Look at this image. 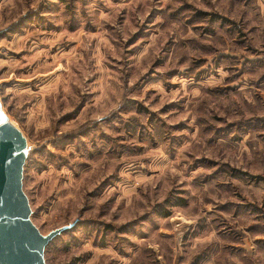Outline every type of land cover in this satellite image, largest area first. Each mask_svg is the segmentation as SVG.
<instances>
[{
    "label": "rangeland",
    "instance_id": "374dc122",
    "mask_svg": "<svg viewBox=\"0 0 264 264\" xmlns=\"http://www.w3.org/2000/svg\"><path fill=\"white\" fill-rule=\"evenodd\" d=\"M262 53L264 0H0L47 264H264Z\"/></svg>",
    "mask_w": 264,
    "mask_h": 264
},
{
    "label": "water",
    "instance_id": "95a60500",
    "mask_svg": "<svg viewBox=\"0 0 264 264\" xmlns=\"http://www.w3.org/2000/svg\"><path fill=\"white\" fill-rule=\"evenodd\" d=\"M31 148L0 98V264H47L48 245L72 226L44 235L33 223L24 191V171Z\"/></svg>",
    "mask_w": 264,
    "mask_h": 264
},
{
    "label": "trees",
    "instance_id": "16d2710c",
    "mask_svg": "<svg viewBox=\"0 0 264 264\" xmlns=\"http://www.w3.org/2000/svg\"><path fill=\"white\" fill-rule=\"evenodd\" d=\"M50 245H52V242L48 245L47 249H46V252L47 250L49 249ZM227 253V252H224V254Z\"/></svg>",
    "mask_w": 264,
    "mask_h": 264
},
{
    "label": "crops",
    "instance_id": "0c3cea01",
    "mask_svg": "<svg viewBox=\"0 0 264 264\" xmlns=\"http://www.w3.org/2000/svg\"><path fill=\"white\" fill-rule=\"evenodd\" d=\"M252 43H253V42H252ZM254 43H255V42H254ZM254 43H253V46H255ZM262 54L264 55V53H262ZM250 264H253V263H250Z\"/></svg>",
    "mask_w": 264,
    "mask_h": 264
}]
</instances>
